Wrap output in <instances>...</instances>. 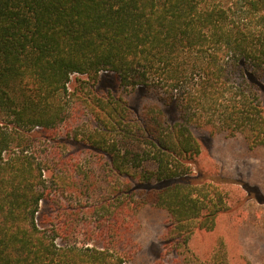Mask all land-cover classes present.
Masks as SVG:
<instances>
[{
	"label": "trees",
	"instance_id": "1",
	"mask_svg": "<svg viewBox=\"0 0 264 264\" xmlns=\"http://www.w3.org/2000/svg\"><path fill=\"white\" fill-rule=\"evenodd\" d=\"M262 78L264 0H0V264H133L148 207L156 264H230L190 248L229 211L193 130L264 147Z\"/></svg>",
	"mask_w": 264,
	"mask_h": 264
},
{
	"label": "rangeland",
	"instance_id": "2",
	"mask_svg": "<svg viewBox=\"0 0 264 264\" xmlns=\"http://www.w3.org/2000/svg\"><path fill=\"white\" fill-rule=\"evenodd\" d=\"M77 77L82 76L74 75L72 82ZM257 81L264 104V78ZM97 91L122 96L134 110L155 101L143 88L123 90L119 78L112 73L100 76ZM193 131L203 147L200 164L204 172L224 176L229 181L223 186L229 211L220 216L216 230L195 234L190 248L203 260L220 246L226 249L230 264H264V147L251 148L242 136L226 138L212 135L205 128ZM241 203L244 207L233 211ZM166 222L167 214L151 207L139 214L132 243L141 250L133 264H156L160 261L164 254L160 237Z\"/></svg>",
	"mask_w": 264,
	"mask_h": 264
}]
</instances>
